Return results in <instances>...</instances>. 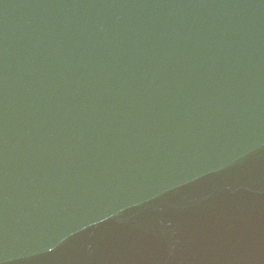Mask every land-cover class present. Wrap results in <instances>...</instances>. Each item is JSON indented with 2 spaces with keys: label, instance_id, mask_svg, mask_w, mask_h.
I'll list each match as a JSON object with an SVG mask.
<instances>
[{
  "label": "water",
  "instance_id": "water-1",
  "mask_svg": "<svg viewBox=\"0 0 264 264\" xmlns=\"http://www.w3.org/2000/svg\"><path fill=\"white\" fill-rule=\"evenodd\" d=\"M0 264H264V0H0Z\"/></svg>",
  "mask_w": 264,
  "mask_h": 264
}]
</instances>
